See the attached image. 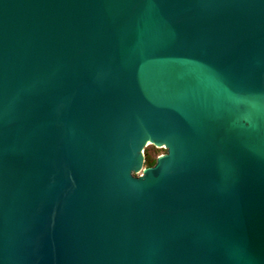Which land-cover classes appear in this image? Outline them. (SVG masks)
Segmentation results:
<instances>
[{
  "label": "water",
  "instance_id": "95a60500",
  "mask_svg": "<svg viewBox=\"0 0 264 264\" xmlns=\"http://www.w3.org/2000/svg\"><path fill=\"white\" fill-rule=\"evenodd\" d=\"M0 264H264V0H0Z\"/></svg>",
  "mask_w": 264,
  "mask_h": 264
},
{
  "label": "rangeland",
  "instance_id": "374dc122",
  "mask_svg": "<svg viewBox=\"0 0 264 264\" xmlns=\"http://www.w3.org/2000/svg\"><path fill=\"white\" fill-rule=\"evenodd\" d=\"M165 151H149L148 156L150 159H155L158 155L164 153ZM147 166V164H146Z\"/></svg>",
  "mask_w": 264,
  "mask_h": 264
},
{
  "label": "trees",
  "instance_id": "16d2710c",
  "mask_svg": "<svg viewBox=\"0 0 264 264\" xmlns=\"http://www.w3.org/2000/svg\"><path fill=\"white\" fill-rule=\"evenodd\" d=\"M156 159V158H155ZM155 159H150L149 157L145 156L144 162L147 164V166L154 164Z\"/></svg>",
  "mask_w": 264,
  "mask_h": 264
}]
</instances>
